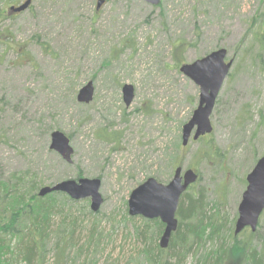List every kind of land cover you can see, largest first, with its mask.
Wrapping results in <instances>:
<instances>
[{
  "label": "rangeland",
  "instance_id": "obj_1",
  "mask_svg": "<svg viewBox=\"0 0 264 264\" xmlns=\"http://www.w3.org/2000/svg\"><path fill=\"white\" fill-rule=\"evenodd\" d=\"M26 1L0 0V203L24 190L23 178L42 200L44 187L99 179L100 211L64 194L70 200H57L50 234L70 233L68 264H141L148 244L135 232L142 217L128 220L130 195L151 178L168 185L180 167L198 175L189 192L202 191L209 215L223 220L219 238L184 264H213L231 236L242 247L231 244V264H244L250 248L264 259V212L255 233L234 236L247 176L264 157V0H110L99 11L98 0H32L28 11L10 12ZM220 49L234 65L213 132L184 147L200 90L180 69ZM90 82L94 100L81 104ZM125 85L135 89L130 107ZM55 131L69 137L72 164L50 149Z\"/></svg>",
  "mask_w": 264,
  "mask_h": 264
},
{
  "label": "water",
  "instance_id": "obj_2",
  "mask_svg": "<svg viewBox=\"0 0 264 264\" xmlns=\"http://www.w3.org/2000/svg\"><path fill=\"white\" fill-rule=\"evenodd\" d=\"M144 1L154 7L161 3V0ZM32 3V0H27L19 7H12L10 12L12 14L24 13L30 9ZM104 4L105 0H98L97 10L99 11ZM227 59V50L220 49L193 64L183 65L180 69V72L200 90L198 108L182 130V145L184 147L191 139L198 141L213 132L211 116L234 65L233 60L227 61ZM122 93L126 107H130L135 98L134 87L125 85ZM94 96L95 87L93 82H90L80 90L77 101L88 105L94 100ZM50 149L58 153L68 164L73 163L74 150L69 137L64 133L60 131L52 133ZM197 181L198 175L193 170L183 173V169L178 167L168 185L151 178L131 193L128 201L130 217H142L150 221L160 220L164 224L165 229L159 244L161 249L165 250L169 247L172 236L179 227L177 213L181 199ZM247 183V189L239 205L235 236L241 234L246 228H251L253 232L258 229L260 218L264 212V157L257 162L253 171L248 175ZM101 186L102 182L99 179L70 180L53 187L42 188L39 196L43 198L53 193H63L74 201L90 199L91 211L97 213L104 203L100 193Z\"/></svg>",
  "mask_w": 264,
  "mask_h": 264
},
{
  "label": "trees",
  "instance_id": "obj_3",
  "mask_svg": "<svg viewBox=\"0 0 264 264\" xmlns=\"http://www.w3.org/2000/svg\"><path fill=\"white\" fill-rule=\"evenodd\" d=\"M109 1L105 0V3ZM20 182L24 184V190L14 189L7 192L8 189H5L6 196L13 195L14 198L8 204L0 203V264H45L47 254L53 249L57 253L54 263L68 264L65 254L73 246L72 240L68 241L70 233L64 227H59L54 235H51L50 219L57 208V200L69 198L61 193H53L42 200L36 193L39 185L35 182L27 183V178L21 179ZM190 189L194 188L191 186ZM189 190L181 199L177 213L179 227L167 249H161L158 244L165 229L160 220L150 221L142 218V228L135 226L137 239L148 244L140 255L144 259L141 264H184L197 248L200 249L204 243L214 242L215 238H219L223 230V220L209 215L202 191L191 194ZM136 218L141 217H130L128 220L133 222ZM54 238L55 246L50 249L49 243ZM231 239V242L221 244L220 249L213 253V264L233 262L229 255L231 244L233 243L232 250L236 253L242 247L236 244L235 237L231 236ZM246 252L244 264H264L259 251L250 248ZM236 257L238 259L234 261L242 262L239 256ZM203 264L209 262L205 260Z\"/></svg>",
  "mask_w": 264,
  "mask_h": 264
},
{
  "label": "flooded vegetation",
  "instance_id": "obj_4",
  "mask_svg": "<svg viewBox=\"0 0 264 264\" xmlns=\"http://www.w3.org/2000/svg\"><path fill=\"white\" fill-rule=\"evenodd\" d=\"M247 177H248V176H247ZM246 183H247V179H246ZM247 186H248V183H247ZM259 222H260V221H259ZM248 229H250V230H251V228H246L244 231H246V230H248ZM244 231H243V232H244ZM251 232H252V233H255L256 231H255V232H253V231L251 230Z\"/></svg>",
  "mask_w": 264,
  "mask_h": 264
}]
</instances>
